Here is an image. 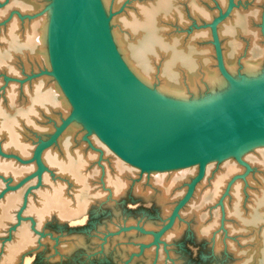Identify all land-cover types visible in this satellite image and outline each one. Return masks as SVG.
Instances as JSON below:
<instances>
[{
    "label": "bare ground",
    "instance_id": "6f19581e",
    "mask_svg": "<svg viewBox=\"0 0 264 264\" xmlns=\"http://www.w3.org/2000/svg\"><path fill=\"white\" fill-rule=\"evenodd\" d=\"M180 1L181 0H149V3L138 5L132 13H125L115 17L118 13L114 11L118 8V5H120L121 0H81V8L77 13L76 25L79 26L81 30L87 32L88 37L78 35L74 41L72 55L78 72L81 74H91L94 69L93 53H97L99 59L115 74L124 73L135 79L150 95L167 107L179 109L212 108L220 104H225L232 99L240 98L242 93L230 87L217 71L218 69H214V66H212L214 57L211 56L212 52L209 47L210 40H208L211 32L200 31L199 28L194 27L186 43L182 39V36L173 37V39H167L165 37L166 34L163 26L164 23L162 24L163 21L170 22L171 20H175L182 27L186 25L183 15L184 10L179 7L181 4ZM185 1L187 2V12L194 17L192 19L195 21V24L200 23L199 25H201L202 21L205 23L210 21L213 13L210 15L201 8L200 0ZM216 1L222 10L226 9V1L228 4V0ZM46 2L52 3L53 0L9 1V7L14 6L18 15L11 17L0 36V66L7 64L13 65L14 67L8 71L6 70L8 73L17 75V70L15 68V64H17L16 60L20 61L19 63H21V68H23L22 70L24 71L31 68L36 69L38 67H44L50 70L48 28L52 14V6H50V3L43 8V6L47 4ZM259 2L263 11L264 0H259ZM242 4L243 2L238 4V0H232V10L228 17L217 25L216 32L226 71L233 78H237L236 80L249 82L264 77V56L262 61L258 59L252 62L241 57L238 58V55L242 53L238 45V40L242 39L241 41H244L243 36H247L250 30L249 19L244 16V5ZM5 12L6 9L4 8L0 10V19L5 15ZM19 18L23 21L24 19L31 20L30 22L25 20L22 23L24 25L22 28L23 30L20 29V25L22 24L18 21ZM262 21L264 23V17ZM207 28L209 29V27ZM179 30L182 32L185 31L182 29ZM255 35V39H257L258 34ZM195 40L205 41L206 45H203L205 47H198L199 49L194 48L192 45H194L193 42H195ZM245 40L247 39L245 38ZM16 54L20 57L16 56ZM164 55H166L164 63H162L161 66H159L160 64L156 66V63L161 62L158 60ZM41 76H39V80L32 82L30 87L22 85L21 89H17L16 86L10 85L3 93V103L0 102V139L2 137L4 138V140H0V153L2 154H0L2 157L0 159V191H2V187H5L4 182H6V179H8L11 184L7 186H14L25 176L35 172L37 169L35 162H24L31 159L33 153L31 144L26 143L24 139L26 138L24 132L30 135V132L33 131L35 134L43 137V135L52 128L49 127L45 130L38 126L39 121L43 119V113L52 115L55 120L51 119L49 123L52 122L51 124L55 125L67 115L71 108V105L58 83L54 81L55 79H50L46 77L45 74V77ZM87 83L89 86L95 85L94 81L88 80ZM20 91H23V94H20ZM20 95L24 99V107L13 114L10 108L14 104H18L16 101ZM99 97L107 106L111 105L109 98L102 95ZM120 119L124 122L126 121L122 116H120ZM76 122L77 123L74 121V123L60 135L56 143L52 145L58 149L57 151H54V148L51 146L41 154V162L44 170L35 178L39 180V183L41 181L42 184L43 182L48 183V186L37 192V202H33L32 199L26 200L25 212L22 211L25 215H33L38 222L42 221L44 218L46 219L50 214H55L60 220H65L76 218L77 216L79 217L84 211L86 200L77 199L75 202H71L68 200L69 197H65V186L59 182L50 184L47 178L48 175H44L45 173L48 174V172L51 174L53 171L56 172L57 176L66 175L68 176L67 179L72 180L73 183L80 184V189H78V191L80 190L79 194L82 193L86 183L82 173L90 157H85L86 155L83 156L78 150L72 151L71 147L72 144L76 143L74 140L75 130H77L78 133L81 132V134L85 136V132L87 134V131H90V129L82 119H77ZM81 128H84L83 132ZM263 143L264 142H257L253 145H260ZM253 145L250 144V146ZM58 152L61 154H58ZM243 152L244 148L242 146L238 150V157L241 158ZM7 154L11 155L7 157ZM229 154H234L235 156V151L231 150V152L223 154L219 159ZM4 158L12 159V161H7ZM115 158L116 161H114L120 164L117 157ZM121 164L123 166V163ZM125 167L127 168V166ZM49 168H53L54 170L52 171ZM173 170L174 171L171 170V172L168 173L161 171V173H158L159 171H140L142 174L146 173L145 175L147 176H151V174L155 176L154 178H149V180H152L150 181L151 184H155L154 187L157 185L158 188H156L159 189L160 198L165 200L167 198V193L171 192L170 188L174 184L176 185L178 180L184 178L183 175L186 174V171L183 170V174L181 171L179 172V170ZM235 170L237 169L229 167L224 171L225 173H221L214 178L210 188L213 196H217L219 191L223 189L222 187L227 185H225V179H227L229 175H232ZM104 171H106V169ZM120 174H122V171ZM112 181L116 192L122 189L118 179ZM124 183H126L125 180ZM196 187L193 195L196 192ZM151 188L154 189L153 186ZM106 190L107 189H105V191ZM228 191L229 193L231 192V199L235 205L233 214L241 219L238 213V205L240 203L239 187H237V185H232L230 189L228 188ZM7 192L12 191H6L4 195L8 194ZM110 193V195L113 196V191ZM4 195L0 200V232L6 228L9 221L14 219L13 211L16 209L19 210V206L22 204L19 193L16 192L15 194ZM254 205L253 212L243 221V227L246 230L249 228L254 229L259 223H264V184L261 187L259 196H257ZM178 217H176V219ZM176 219L172 225L173 227L171 226V229L168 228L167 230L170 229L173 231L176 228ZM151 227L147 228L148 231ZM212 227L213 226L202 228L199 233L207 234ZM24 228L25 227H20L17 231L15 241H13L11 245L5 247V253L1 261L2 264H11L17 259V254L20 251L33 244L35 239H33L28 233V230L26 232ZM150 234L153 235V232ZM146 240H149V238ZM157 241L158 240H156V243ZM258 244L257 248L253 250V254L250 252L251 255L246 258L248 260L252 258L254 264H260V260L264 261V233ZM247 263H249V261H247ZM25 264H27V262ZM239 264L245 263L242 261V263Z\"/></svg>",
    "mask_w": 264,
    "mask_h": 264
},
{
    "label": "rangeland",
    "instance_id": "374dc122",
    "mask_svg": "<svg viewBox=\"0 0 264 264\" xmlns=\"http://www.w3.org/2000/svg\"><path fill=\"white\" fill-rule=\"evenodd\" d=\"M9 1L11 0H0V10L6 9L5 15L0 19V36L11 17L18 15L14 6L9 7ZM200 1L202 4H200L201 8L210 15L212 13L213 15L215 14L214 16L212 15L213 18L219 12L221 13L225 10L220 8L216 0ZM241 2L244 5V16L249 19L250 30L247 36H243L244 41H241L242 39L238 40V45L242 51L238 55V58L241 57L250 62L258 59L262 61L264 56V23L262 21L264 10L262 11L259 0H238V4ZM50 3L44 4L43 8ZM144 3H149V0H121L120 5L114 11L118 13L115 17L125 13H132L138 5ZM180 3L179 7L184 10L183 15L186 25L182 27L175 20H171V23L163 21L162 24L164 23L165 37L167 39L182 36V39L186 43L194 27L199 28L200 31L210 32L206 26L212 21V16L210 21L206 23L202 21L201 25H199L200 23L195 24V21L192 19L194 17L187 12V2L181 0ZM19 19L18 21L21 24L26 20ZM26 21L30 22L31 20ZM23 26V24L20 25L21 30H23ZM179 29L185 31L182 32ZM177 30L181 32H176ZM255 34H258L257 39H255ZM208 40H210L211 56L214 57H212V66H214V69H217L215 55L213 54L214 49L211 44V34ZM193 43L194 45L192 46L197 49L206 45L203 40H195ZM16 56L19 55L16 54ZM165 57L166 55L161 56L158 60L161 62L156 63V66L159 64L161 66L165 61ZM19 62L16 60L17 64H15L17 75L7 72L9 69L14 68L13 65L3 64L0 66L1 103H3V93L7 90L8 86L14 85L17 89H21L22 85L30 87L32 82L40 78H33L34 76L40 72L49 70L44 67H38L24 71ZM46 77L54 80L51 76L46 75ZM20 94H23V91H20ZM18 100L16 101L18 104H14L10 108L13 114L24 107V99L21 95ZM42 117L43 119L39 121L40 125L38 123V126L45 130L49 127L52 128L48 132H44L45 134H42L43 137L35 134L33 131H31L32 133L30 132V135L24 132L26 137L24 139L26 143L31 144V149H34L39 140L48 137L53 131L54 126L59 124V122L55 125H52V122L49 123V120L53 119V116L50 114L43 113ZM75 123L77 122L75 121ZM81 129L83 132L84 128ZM74 133L76 143L72 144V151L78 150L83 156L90 157V163L88 162L82 173L86 182L82 193L79 194L80 190L78 191L80 184L73 183L72 180L67 179L68 176L66 175L57 176L53 168H49L53 171L51 174L48 172V174L45 173L44 175L49 176L47 178L50 184L59 182L65 186V197H69L68 200L71 202H75L77 199L86 200L84 211L79 217L65 220H60L55 214H50L46 219L44 218L38 222L33 215H25L23 213L25 212V202L30 199L33 202H37V192L41 189L43 190V188L45 189V187L47 188L48 183L43 182L42 184V181L39 183L37 178H33L18 190L7 192L8 194L19 193L22 204L19 206V210L13 211L14 219L9 221L6 228L0 232V264H2L1 261L5 253V247L15 241L20 227H25L26 232L28 230V233L35 240L30 247L20 251L17 254L16 262L14 261L11 264H25L26 262L27 264H239L242 261L245 264H254L252 258L251 260L246 258L251 255L250 252L252 253L257 248V244L264 233V223H259L254 229L249 228L246 230L243 227V221L253 212L255 200L259 196L261 187L264 184V144L247 147L241 154L240 159L247 167L240 164L234 158V154H229L222 159L210 160L206 165L203 179L196 187L197 193H194L193 197L180 211L179 217L175 221L177 223L176 228L173 231L170 228L164 232L156 243L154 242V236L150 233H155L165 223L172 208L186 191L188 183L196 175L198 165L175 169V171H181L182 174L184 173L182 170L186 171V174L183 175L184 178L178 180V183L170 188L171 192L167 193L166 196L168 199L164 200L160 198L161 195L159 189H157V185L154 187L155 184H151L150 181L152 180H149V178H154L155 176L151 174L149 177L145 175L146 173L142 174L140 169L124 162L94 132H91L88 136L89 142L83 139L85 136L81 132L78 133L75 130ZM85 135H87L86 132ZM0 140H4V138L2 137ZM53 148L54 151L58 150L55 146ZM58 154L61 153L58 152ZM115 157H117L120 164L115 162ZM6 160L12 161V159L8 158ZM121 163H123L124 167L127 166V168L125 167L124 169ZM229 167H234L237 170L225 179V185H227L222 187L223 189L219 191V194L213 196L210 191L212 181L219 174L225 173L224 171ZM105 169L106 171H104ZM121 171L122 174H120ZM161 172L168 173L171 170ZM161 172L159 171L158 173ZM117 179L122 186V189L118 190V192L115 191L112 181ZM123 179L126 183H124ZM5 181V187L11 185L8 179ZM232 185H237L240 190L238 213L241 219L233 214L235 205L231 199V192L229 193L228 191L227 195L225 194L227 188L230 186V189ZM152 186L154 189L151 188ZM5 187H2V191ZM105 189L107 190L105 191ZM110 190L113 191V196L110 195ZM18 215H20L19 219ZM147 226H152V229L150 228L148 231ZM210 226L213 227L209 233H199L202 228H209ZM147 238L149 240H146ZM260 264H264V261L260 260Z\"/></svg>",
    "mask_w": 264,
    "mask_h": 264
},
{
    "label": "water",
    "instance_id": "95a60500",
    "mask_svg": "<svg viewBox=\"0 0 264 264\" xmlns=\"http://www.w3.org/2000/svg\"><path fill=\"white\" fill-rule=\"evenodd\" d=\"M50 6V70L40 72L33 78L44 74L53 77L71 109L48 137L36 143L31 159L24 161L35 162L36 171L18 184L6 186L0 198L6 191H16L39 176L44 170L42 152L54 145L74 121L82 119L90 129L88 136L94 132L120 159L141 171L198 165V171L188 183L183 196L172 208L165 223L153 233L156 242L173 225L179 211L192 198L210 160L219 159L234 150V158L246 166L238 157V150L242 146L245 150L250 144L264 142V77L249 82L233 78L225 69L216 32L217 25L230 14L232 0H228L226 9L206 27L211 32L218 72L242 96L212 108L190 109L163 105L135 79L124 73L115 74L99 59L97 53H93L92 73H79L73 60V45L76 36L88 37V33L76 25L81 0H53ZM88 80L94 81L95 85L89 86ZM100 95L109 98L111 105L107 106ZM120 116L126 121L121 120ZM87 135L83 139L89 142Z\"/></svg>",
    "mask_w": 264,
    "mask_h": 264
}]
</instances>
